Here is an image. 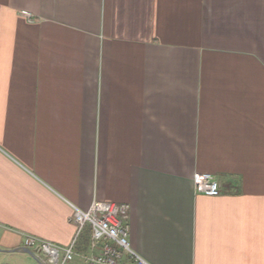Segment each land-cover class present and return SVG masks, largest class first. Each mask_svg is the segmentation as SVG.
<instances>
[{
  "label": "crops",
  "instance_id": "1",
  "mask_svg": "<svg viewBox=\"0 0 264 264\" xmlns=\"http://www.w3.org/2000/svg\"><path fill=\"white\" fill-rule=\"evenodd\" d=\"M93 200L148 264H264V0H0V264H86Z\"/></svg>",
  "mask_w": 264,
  "mask_h": 264
},
{
  "label": "built area",
  "instance_id": "2",
  "mask_svg": "<svg viewBox=\"0 0 264 264\" xmlns=\"http://www.w3.org/2000/svg\"><path fill=\"white\" fill-rule=\"evenodd\" d=\"M21 13L31 20L27 10ZM193 185L197 192L206 196L219 194V184L208 172L194 173ZM129 206L127 203L93 200L85 209L73 207V219L77 225V235L85 225L90 226V246L97 249L86 259V264H122L127 259L132 264H148L136 254L129 245L128 233ZM23 246L32 251L33 256L41 263L64 264L74 257L75 238L66 246L26 234ZM43 254V257L39 255Z\"/></svg>",
  "mask_w": 264,
  "mask_h": 264
},
{
  "label": "rangeland",
  "instance_id": "3",
  "mask_svg": "<svg viewBox=\"0 0 264 264\" xmlns=\"http://www.w3.org/2000/svg\"><path fill=\"white\" fill-rule=\"evenodd\" d=\"M82 232L84 234L85 231H82ZM39 255L43 257V254L41 252H39ZM21 257L22 258H17V262H15V263L11 262L9 264H49V263H41V262H39L33 255H29V254L25 255L24 254ZM64 264H82V263L79 260H77V258L73 257L71 260L65 262Z\"/></svg>",
  "mask_w": 264,
  "mask_h": 264
},
{
  "label": "water",
  "instance_id": "4",
  "mask_svg": "<svg viewBox=\"0 0 264 264\" xmlns=\"http://www.w3.org/2000/svg\"><path fill=\"white\" fill-rule=\"evenodd\" d=\"M25 251H26L27 253H30V254H31V251H30L29 249H25Z\"/></svg>",
  "mask_w": 264,
  "mask_h": 264
},
{
  "label": "bare ground",
  "instance_id": "5",
  "mask_svg": "<svg viewBox=\"0 0 264 264\" xmlns=\"http://www.w3.org/2000/svg\"><path fill=\"white\" fill-rule=\"evenodd\" d=\"M84 228V227H83Z\"/></svg>",
  "mask_w": 264,
  "mask_h": 264
}]
</instances>
